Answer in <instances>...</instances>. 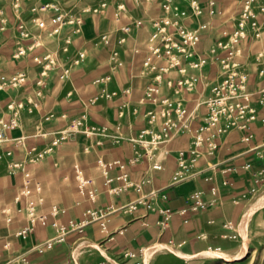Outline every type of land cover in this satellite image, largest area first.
<instances>
[{"label":"crops","instance_id":"obj_1","mask_svg":"<svg viewBox=\"0 0 264 264\" xmlns=\"http://www.w3.org/2000/svg\"><path fill=\"white\" fill-rule=\"evenodd\" d=\"M125 2L132 16L140 18L137 5L132 0ZM210 2H214L213 7L216 10L213 15L208 13ZM0 3L4 5L7 14L11 15L9 5L3 0H0ZM146 3L151 7V12L143 16L148 22L149 19L156 17L160 10L156 2ZM180 3L188 9L190 17L186 22L190 26L198 23L207 24L198 46L200 52H205L212 45L222 29L230 28L231 20L239 9V6H235L237 8L234 7L231 15L219 20L230 0H199L202 7L200 16L191 13L187 2L180 0ZM128 21L126 16L122 18L123 23ZM115 30L116 24L111 19V8L108 9L106 16L87 14L82 33L74 39L73 48H85L88 55L82 65L73 69L69 80L62 81L56 72H52L48 79V88L40 97L35 92L27 91L28 86L34 90L33 84L19 90L0 91V120L3 122L8 123L11 119L10 108L6 106L10 99H22L27 105L29 101L36 104L24 106L19 116L13 117L15 126L5 131L7 140L0 142V264H14L12 258L18 254L27 256V264H109L116 262L121 256H125L126 264H134L141 262L144 248L155 243L182 239L185 242L198 241L197 237L202 232H211L218 223L226 222V219L230 218L232 200L242 194H251V188L264 191V174L263 180L258 183H255L253 177V172L264 168V157H259L264 154L262 121L264 106L259 104H256L257 119L245 129L233 128L224 134L213 154L203 155L197 160L194 166L197 173L189 180L170 184L171 175L177 165L178 151L184 150V154L188 155L190 134H180L159 149L157 161L162 164L161 169L152 168L151 161L147 159H142L134 167L127 164L132 155V143L129 139L146 126L144 114L152 108L151 104L141 101L149 79L140 74L149 24L134 28L125 44L121 46L124 65L112 71L111 80L107 84L109 90H120L126 86L130 88L129 106L124 110V114L119 113V105L122 103L119 97L111 100L102 99L94 105H84L99 89L94 80L110 71L108 67L110 46L95 44L94 39L101 31H110L113 40L119 34ZM142 35L145 38L139 39ZM133 36L139 39L140 43L137 46L131 41ZM50 47L55 48L56 44L51 43ZM135 47L140 49L136 54L130 52ZM261 49L264 50V35L261 39L242 44L243 56L240 60L244 62V56ZM0 53L2 54L0 71L11 73L16 69H23L34 80L37 67L33 65L30 57L18 62L10 58L11 41L0 45ZM130 64H135L138 74H127ZM246 69L249 71V91L253 92L264 86V76H258L254 66L247 63ZM201 73L202 79L197 88L193 92L181 94L189 109L194 108V104L208 94L209 83L217 79L218 68L208 65ZM120 74L123 77L121 81ZM161 90L163 94H169L165 84H162ZM54 104L56 106H53ZM84 109L88 111V122L106 126L108 135L87 137L77 133L68 137L52 154L41 161L28 162L26 154L28 146L37 144L42 148L59 129ZM204 112L205 107L200 106L197 114L201 115ZM49 113H53L55 117L45 121L44 117ZM63 113L66 114L65 118L61 116ZM192 125H196L195 120ZM38 128L46 130L49 134L45 138L36 135ZM116 133L123 137L119 142L112 139L111 135ZM97 140L100 143H97ZM6 151H11V154L7 155ZM98 158L105 162L118 160L125 163V169L134 182H142L144 178H149L150 181L143 182L139 192L129 189L113 194L109 191L113 184L105 182V175L96 163ZM10 162H20L22 165L11 170ZM247 162L251 164L250 168L245 167ZM76 165L82 169L85 178L91 179L94 197L86 190L80 191L76 180ZM23 169L29 170L32 185L35 182L41 185V191L34 194L35 197L42 198L39 208L49 213L52 207H56L58 214L55 217L49 214L46 225H36L26 238L21 239L15 236V231L26 221L24 213L18 211L27 200L26 196L19 193L23 183ZM118 173V168L113 167L107 175L114 177ZM117 183L119 182L115 180L114 184ZM212 186H215L214 193L211 192ZM150 191L155 192L150 199V208L142 205L135 209L120 208ZM193 192H200L202 199L212 204L210 206L208 204L204 210L193 209L190 199ZM110 204L119 209L107 216L106 231H102L97 223H92L81 231L68 232L64 240L55 242L44 252L33 249L36 244L57 235V229L51 224L53 219L56 218L58 224L62 226H68L71 222H78L86 209L104 208ZM259 210L252 214L248 224L258 216ZM7 217H10L9 221ZM193 247L190 243L184 246L182 251L187 254L202 251ZM159 250L161 249L154 252L158 256ZM128 253L133 256L127 255ZM151 260L150 257L149 264ZM142 263L144 264V258Z\"/></svg>","mask_w":264,"mask_h":264},{"label":"built area","instance_id":"obj_2","mask_svg":"<svg viewBox=\"0 0 264 264\" xmlns=\"http://www.w3.org/2000/svg\"><path fill=\"white\" fill-rule=\"evenodd\" d=\"M156 2L160 10L156 17L146 22L133 17L125 0H3L10 7L11 15H8L2 3H0V45L11 41L10 58L19 61L30 57L31 62L37 67L34 80L23 69L5 73L0 71V91L19 90L33 84L35 94L43 96L48 88V79L52 72L57 77L69 80L75 67L80 66L87 58L85 48H73L74 39L81 35L87 14L106 16L111 8V19L116 24V32L119 34L112 40L110 31H101L95 38V44L109 47L108 67L109 72L97 77L94 83L99 86L97 92L88 98L85 106L94 105L98 101L121 98L120 115L129 106L130 88L123 87L120 90H109L107 84L111 80L112 71L124 65L120 48L125 44L134 28H140L149 24L148 37L145 44V54L141 60L140 74L147 77L148 83L144 88L142 102L151 104L145 114L146 126L140 129L129 140L132 143V155L127 164L135 166L142 159L151 161L154 169H161L162 164L157 161L159 149L174 137L180 134H190V146L187 150H179L177 154L176 169L171 175L170 184H177L192 178L197 172L194 166L203 155H210L218 147V141L233 128L245 129L257 119L258 107L264 106V86L251 92L248 90L249 71L246 64L254 66L258 76H264V50L244 56V62L240 60L242 44L251 40L261 39L264 35V0H239V9L231 20L230 28L222 29L220 35L205 51L198 50L202 32L207 27L206 23H198L190 26L186 20L190 17L188 9L183 7L180 0H133L134 4ZM188 3L191 13L200 16L202 7L197 0H182ZM214 2H210L208 13L213 15ZM126 16L128 22H122ZM51 43L56 47L51 48ZM135 52L139 49L134 48ZM2 54L0 53V61ZM208 65L218 68L217 79L209 83V92L189 109L181 94L193 92L202 79V69ZM174 74V75H171ZM162 84L169 89V94L162 93ZM10 108L11 119L8 123L0 120V142L7 140L5 131L15 126V119L24 106H36L29 101L25 104L22 99L12 98L7 103ZM200 106L205 107V112L197 114ZM30 112L31 109H28ZM66 117V114H62ZM54 117L49 113L44 117L49 121ZM196 125H192L193 121ZM264 122V118H262ZM106 126H99L88 122V111L84 109L79 115L71 118L68 123L59 129L51 140L39 148L32 144L26 148L28 162H38L47 155L52 154L63 141L77 133L87 137L108 135ZM49 133L41 128L36 135L45 138ZM115 142L123 139L119 133L111 135ZM97 143H100L97 140ZM264 148V147H263ZM264 150V149H263ZM7 155L11 151H6ZM264 157L263 155L259 156ZM105 182L113 184L109 191L113 194L126 192L129 189L141 191L142 183L149 182L144 178L142 182H134L126 164L115 160L105 162L101 158L96 161ZM20 162H10L11 170L20 167ZM117 167L119 173L114 177L107 175L108 171ZM246 168L251 164L247 162ZM76 180L80 191H87L91 197L94 192L91 188V179L85 178L82 169L75 166ZM264 168L253 172L255 183L263 180ZM119 183L114 184V181ZM41 191L39 182L32 185L31 174L28 169H23V183L19 189L20 195L27 197L25 205L18 208L23 212L26 221L15 231V236L26 238L36 225L44 226L48 223V215L57 216L58 209L52 207L50 212L39 208L41 197H35V193ZM251 194L256 190L251 188ZM215 192V186L211 187ZM249 194V195H251ZM155 195L154 191L143 193L135 200L127 202L120 208L135 209L142 205L151 207L150 199ZM242 194L240 197H247ZM18 198V197H17ZM192 208L204 210L212 204L201 197L200 192L190 195ZM119 209L112 204L104 208H88L78 222H71L68 226L58 224L53 219L52 226L57 229V235L43 243L36 244L33 249L44 252L50 249L55 242L64 240L65 235L72 230L81 231L85 226L97 223L102 231H106L107 216ZM10 217H7V221ZM6 247L7 244H4ZM133 256L132 254H127ZM14 264H27V256L18 254L12 258ZM136 264H139L136 262Z\"/></svg>","mask_w":264,"mask_h":264},{"label":"rangeland","instance_id":"obj_3","mask_svg":"<svg viewBox=\"0 0 264 264\" xmlns=\"http://www.w3.org/2000/svg\"><path fill=\"white\" fill-rule=\"evenodd\" d=\"M239 4V0H230V3L225 7V13L219 20L226 19L229 15L232 14L234 7H238ZM137 8L140 11V14L138 13V15L140 18H143L142 20H145L143 16L146 15V13L151 12V7L145 1H140V3L137 4ZM142 38L144 39L145 37L142 35L139 39ZM139 39L133 36L131 41L135 44V46H137L140 43ZM95 40L96 39H94V42ZM137 49L139 48L137 47ZM130 52H134L135 54L138 53L134 51V48ZM134 65L135 64L128 65L129 69L127 71V74H138L137 67H135ZM119 80H123L121 74ZM27 91L34 93V90L30 86H28ZM48 106L51 105L48 104ZM53 106H56V104H54ZM261 191L264 192L262 189H258L256 190V192L248 195L247 197H239L232 200V206L229 209L230 218L226 219V222L221 221V223H218L215 230L211 232H202L200 236L197 237L198 241L185 242V240L182 239L180 241L171 240L166 241L165 243H155L152 246H155L156 251L158 250V248H161V250H159L160 256H158L157 253L154 252V254L150 253L151 255L147 254V249L151 246L145 247L142 254L143 258H145L144 264H149L150 257L152 259L151 264H264V206L261 207L262 209L258 208L260 209L258 211V216L254 217L251 223L248 224L252 214L258 209H255L251 213L248 218L249 220L247 219L245 222L246 224L242 223L244 211L258 197V195L262 193ZM190 243L195 247V249H201L202 251L196 254H189L191 256L190 258H184L181 252L185 253L182 250H184V246ZM198 243L200 245H197ZM160 245L163 247H161ZM244 245H246L248 249L245 257L241 260L226 261L223 258H217L214 255L208 253L216 250L221 253L235 254L238 253ZM201 252L203 254H199ZM143 258L141 259V262L138 261L139 264L142 263ZM126 262L127 261L125 259V256H121L116 262H110L109 264H126Z\"/></svg>","mask_w":264,"mask_h":264},{"label":"bare ground","instance_id":"obj_4","mask_svg":"<svg viewBox=\"0 0 264 264\" xmlns=\"http://www.w3.org/2000/svg\"><path fill=\"white\" fill-rule=\"evenodd\" d=\"M264 206V192L260 193L258 195V197L248 206V208L244 211V215H243V218H242V223L244 224L246 222V220L249 218V216L251 215V213L255 210V209H258V208H261ZM242 217V216H241ZM249 220V219H248ZM240 223V222H239ZM246 224V223H245ZM245 236V235H244ZM245 239V238H244ZM243 239V240H244ZM159 246V245H158ZM156 246V247H158ZM161 246V245H160ZM163 247V246H161ZM159 249V248H158ZM161 249V248H160ZM247 247L246 245H244L242 247L241 250H239L238 253H235V254H230V253H221V252H218L216 250H213L211 252H208L209 254L211 255H214L215 257L217 258H223L224 260L226 261H236V260H241L245 257L246 255V252H247ZM155 246H151L147 249V254H150V253H153L155 252ZM205 253V252H204ZM181 254L184 256V258H190L191 256L189 254H185V253H182ZM199 254H203L202 252L199 253ZM198 254V255H199ZM151 255V254H150ZM183 256H180V257H183ZM200 256V255H199ZM145 257V256H144ZM198 257V256H197ZM145 259V258H144Z\"/></svg>","mask_w":264,"mask_h":264}]
</instances>
